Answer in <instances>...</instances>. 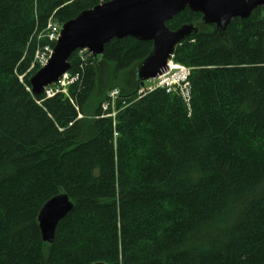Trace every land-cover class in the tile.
<instances>
[{"label":"trees","instance_id":"trees-1","mask_svg":"<svg viewBox=\"0 0 264 264\" xmlns=\"http://www.w3.org/2000/svg\"><path fill=\"white\" fill-rule=\"evenodd\" d=\"M110 1L0 0V264H264V9L225 40L188 9L166 24L197 27L172 53L188 101L136 96L153 45L131 37L73 53L66 91L33 96L48 23ZM61 193L73 209L48 246L38 211Z\"/></svg>","mask_w":264,"mask_h":264},{"label":"water","instance_id":"water-1","mask_svg":"<svg viewBox=\"0 0 264 264\" xmlns=\"http://www.w3.org/2000/svg\"><path fill=\"white\" fill-rule=\"evenodd\" d=\"M264 9V0H113L86 10L65 22L59 32L47 63L30 75L33 96L43 95L44 89L55 84L69 70V57L86 50L94 58H102L105 45L115 39L131 37L149 41L153 48L135 68L136 80H154L167 68L175 47L195 36L193 24L170 31L167 23L188 9L201 15V23L213 25L225 40L227 25L235 18L247 19L252 11ZM73 203L66 194L54 196L38 211L37 224L43 244L50 245L58 224L72 212ZM103 264V263H100Z\"/></svg>","mask_w":264,"mask_h":264},{"label":"built area","instance_id":"built-area-1","mask_svg":"<svg viewBox=\"0 0 264 264\" xmlns=\"http://www.w3.org/2000/svg\"><path fill=\"white\" fill-rule=\"evenodd\" d=\"M58 31H59L58 26L53 28V33L52 35L49 36L51 44L57 39L56 36L58 34ZM51 52L52 50L50 46L44 47L43 49H41V52H37L33 59V62H32L33 64L31 65L30 68L41 67L45 65L47 63L46 61L48 57L50 56ZM189 72H190L189 69L170 64L169 68L167 69V72H165L163 75L159 76L156 79L155 86L149 87L147 89L142 88L140 91H138V96H143L145 93L153 91L155 88H163L166 91V94H168L169 92H175V91H178L179 93L184 92V90L185 89L188 90V87H189V82L187 81ZM67 77L68 75H65L63 79L58 82L57 87L55 88L51 87L47 89L45 91V95L47 97H52L59 92H64V90L62 88H59V86H63V81L64 79H67ZM72 80L73 79H70V82ZM118 93H119L118 90H113L109 92L107 96L108 99L105 102L108 103V102H114L118 100ZM104 108H105V105H104Z\"/></svg>","mask_w":264,"mask_h":264},{"label":"bare ground","instance_id":"bare-ground-1","mask_svg":"<svg viewBox=\"0 0 264 264\" xmlns=\"http://www.w3.org/2000/svg\"><path fill=\"white\" fill-rule=\"evenodd\" d=\"M58 24H54L53 22L52 23H48V26H47V29L45 31V34H44V37L46 38V43L43 44V45H40L38 48H37V52H41V49H43L44 47H49L50 44H51V41H50V35H52L53 33V28L54 27H57ZM35 53V55H36ZM34 55V57H35ZM32 63V62H31ZM189 88V87H188ZM180 96L181 98H183L185 101H188L189 100V94H187L186 92H180ZM45 98H50V97H47L45 95ZM119 99V98H118ZM122 105L124 106V102H121ZM104 105H105V108H104ZM118 100L114 101V102H108V103H102L100 105V108L102 110L101 112V117H103L104 119L108 118V119H111V122H112V129L114 128L113 130V135H114V139L117 138V134L115 132V126H116V117L118 115V112H119V108H118ZM101 263V262H100Z\"/></svg>","mask_w":264,"mask_h":264},{"label":"rangeland","instance_id":"rangeland-1","mask_svg":"<svg viewBox=\"0 0 264 264\" xmlns=\"http://www.w3.org/2000/svg\"><path fill=\"white\" fill-rule=\"evenodd\" d=\"M81 54V53H80ZM70 83V77H67V79H64L63 86H59V88H67V85ZM62 84V83H61Z\"/></svg>","mask_w":264,"mask_h":264}]
</instances>
